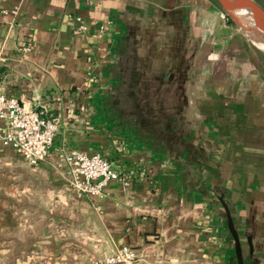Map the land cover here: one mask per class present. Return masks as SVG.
<instances>
[{"label": "crops", "instance_id": "1", "mask_svg": "<svg viewBox=\"0 0 264 264\" xmlns=\"http://www.w3.org/2000/svg\"><path fill=\"white\" fill-rule=\"evenodd\" d=\"M0 5V93L58 117L31 179L16 180L17 153L0 142V264H97L122 245L134 250L132 264H237L221 200L242 264H264V62L211 0ZM121 63H152L202 85L184 97L179 152L113 119L106 100ZM186 63L199 81L182 77ZM70 149L99 153L129 184L77 196L56 162Z\"/></svg>", "mask_w": 264, "mask_h": 264}, {"label": "built area", "instance_id": "2", "mask_svg": "<svg viewBox=\"0 0 264 264\" xmlns=\"http://www.w3.org/2000/svg\"><path fill=\"white\" fill-rule=\"evenodd\" d=\"M0 11H5L1 5ZM76 21L78 30H87V25L78 17ZM20 49L25 51L28 47ZM57 127L58 117L44 107L30 109L15 97L0 93V142L12 148L28 165L35 167L47 160ZM56 162L65 167L66 184L77 196H99L109 181H117L123 187L130 182V175L120 174L111 161L99 153L70 149L58 153ZM135 257L132 248L122 245L97 264H132Z\"/></svg>", "mask_w": 264, "mask_h": 264}, {"label": "rangeland", "instance_id": "3", "mask_svg": "<svg viewBox=\"0 0 264 264\" xmlns=\"http://www.w3.org/2000/svg\"><path fill=\"white\" fill-rule=\"evenodd\" d=\"M233 11L234 13H237L235 9ZM223 18L226 21L227 19H230L232 21V23H229L228 21L227 23L238 30L242 40L246 41L250 49L255 51L257 58L264 62V50L260 46H258L257 43L252 41L247 35H245V33L230 18V16L223 13ZM247 21H249L248 18H246L245 21L241 23V25L247 30V33L251 36L250 31L245 26ZM193 54L194 53L192 52L191 56H193ZM126 64L127 63L125 64L121 63V69H120L121 78H119L118 82L113 84L112 92L109 94L108 99L106 100L107 104L110 105L112 108L113 119L116 120V123H121V124H123V108L131 109V111H134L133 110L134 107L131 106L130 101L123 103V89H125L123 85V67L126 66ZM262 65H263L262 69L264 70V63H262ZM185 66L187 67L189 66V68L187 69L186 72L182 70L181 72L182 77L185 75H189L193 77L192 81L194 82L199 81L198 79L199 75L195 71V63H186ZM135 67L138 71L143 73V75H145L147 79L150 80V81L148 80V82H145V84L139 83L136 84L135 86V88L142 89L143 92H145L144 94L146 96H144V99L146 100V103L142 104L140 101V105L142 106V108L144 107L142 110L143 113L146 112L148 113V119H149L148 121L153 120L152 122L157 127H168L171 128L172 130L174 127L180 130L183 129L185 121L190 117V116H185V112L188 111V110L186 111V108L188 107L186 104V99H184V97L186 96L187 92L190 91L194 92L198 90L199 87H202V85L199 83H192L188 86L186 84L181 83L182 81V78L180 79L181 74H179V84H178V78H176L175 75H174L175 79L173 76H170L171 74L168 75V77L165 74L164 76L161 75L159 78H155V74H157V72H159L160 70L161 71L164 70L165 73H167L168 71L166 70V68L157 70L155 67H153L152 63H136ZM173 70L171 72H173ZM251 70H253L254 72V69ZM176 71L178 70L176 69ZM209 72L213 73L214 70L209 68ZM210 73L208 74L212 75ZM213 75L215 74L213 73ZM129 86L130 85L128 84L127 87ZM140 96H142L141 93ZM185 117L187 118L185 119ZM31 168L34 167L28 165L22 158H20L16 154V161L13 170L17 181L23 180L25 178L31 179L32 178L31 172L33 171V170L31 171Z\"/></svg>", "mask_w": 264, "mask_h": 264}, {"label": "trees", "instance_id": "4", "mask_svg": "<svg viewBox=\"0 0 264 264\" xmlns=\"http://www.w3.org/2000/svg\"><path fill=\"white\" fill-rule=\"evenodd\" d=\"M211 1L224 13L215 0ZM227 21L232 23L230 19H227ZM135 64L127 63L126 66L123 67V85L125 87V89H123V103L130 101L131 106L134 107V111L123 108V123L126 126H129L131 134L137 139L145 141L149 145L158 146L160 149H165L170 153H177L183 149L185 141L187 140L186 136L182 130H175V127L173 130L168 127H157L152 122L153 120L148 121V113H143L142 110L144 107L142 108L140 105V101L142 104L146 103V100L144 99V96H146L144 94L145 92H143L142 89L135 88V86L139 83L145 84L149 79L136 69ZM165 74L167 77L170 74V76L175 75L173 72L165 73L164 70H160L155 74V78H159L161 75L164 76ZM119 76L121 78L120 71ZM128 84L130 85L129 87H127ZM140 93L142 96H140Z\"/></svg>", "mask_w": 264, "mask_h": 264}, {"label": "water", "instance_id": "5", "mask_svg": "<svg viewBox=\"0 0 264 264\" xmlns=\"http://www.w3.org/2000/svg\"><path fill=\"white\" fill-rule=\"evenodd\" d=\"M220 8L224 11V13L238 25V27L247 35L252 41V37L247 33V30L241 25L238 19L234 16L233 10L236 8L246 9L250 12L252 23L255 28L262 33H264V9L258 5L254 0H215ZM261 41L264 42V37H258ZM224 213H225V221L226 226L229 231V234L233 241V249L236 258L237 264H242V256H241V247L238 234L233 226L229 211L227 209L226 204L221 200ZM247 243L250 246L249 237H247Z\"/></svg>", "mask_w": 264, "mask_h": 264}, {"label": "bare ground", "instance_id": "6", "mask_svg": "<svg viewBox=\"0 0 264 264\" xmlns=\"http://www.w3.org/2000/svg\"><path fill=\"white\" fill-rule=\"evenodd\" d=\"M235 11L237 13H234V11H233V14L238 19V21L240 23H242L243 21H245L246 18L249 19V21L246 22V25L245 26L250 31L251 37H252L253 41L255 43H257V45L260 46L264 50V42L261 41L258 38V37H264V33H262L261 31H259V30H257L255 28V26L252 23V18H251L250 12L248 10L242 9V8H236Z\"/></svg>", "mask_w": 264, "mask_h": 264}]
</instances>
